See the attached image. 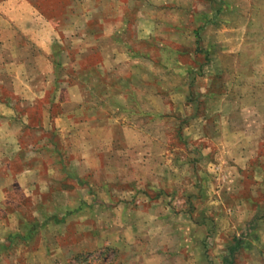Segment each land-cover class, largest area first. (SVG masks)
<instances>
[{"label": "rangeland", "instance_id": "obj_1", "mask_svg": "<svg viewBox=\"0 0 264 264\" xmlns=\"http://www.w3.org/2000/svg\"><path fill=\"white\" fill-rule=\"evenodd\" d=\"M0 264H264V0H0Z\"/></svg>", "mask_w": 264, "mask_h": 264}, {"label": "crops", "instance_id": "obj_2", "mask_svg": "<svg viewBox=\"0 0 264 264\" xmlns=\"http://www.w3.org/2000/svg\"><path fill=\"white\" fill-rule=\"evenodd\" d=\"M25 58V57H24ZM18 60H22L23 61V63H25V67H28L29 65H28V61H25L26 59H22V58H18ZM30 82L31 81H29V83L27 82V85L29 84L30 85ZM24 83V82H23ZM31 84H33V82H31ZM28 92V91H27ZM26 92V93H27ZM29 93H35V90L32 88V86H31V88H29Z\"/></svg>", "mask_w": 264, "mask_h": 264}, {"label": "trees", "instance_id": "obj_3", "mask_svg": "<svg viewBox=\"0 0 264 264\" xmlns=\"http://www.w3.org/2000/svg\"><path fill=\"white\" fill-rule=\"evenodd\" d=\"M236 243H237V242H236ZM236 243H235V244H236ZM236 246H237V245H236ZM236 246L230 248V253H229L230 255H229V257H228L227 259H225L226 262H230V261H231V257H230V256L232 255V253H233V251H234V248H236ZM78 257H79V256H77V258H78ZM77 261H78V259H77Z\"/></svg>", "mask_w": 264, "mask_h": 264}]
</instances>
